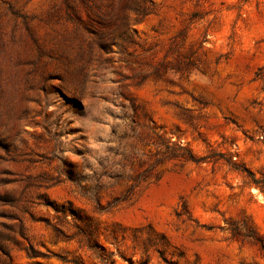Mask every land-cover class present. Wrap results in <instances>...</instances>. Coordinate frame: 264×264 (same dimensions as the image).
Instances as JSON below:
<instances>
[{
    "label": "rangeland",
    "instance_id": "rangeland-1",
    "mask_svg": "<svg viewBox=\"0 0 264 264\" xmlns=\"http://www.w3.org/2000/svg\"><path fill=\"white\" fill-rule=\"evenodd\" d=\"M263 248L264 0H0V264Z\"/></svg>",
    "mask_w": 264,
    "mask_h": 264
},
{
    "label": "trees",
    "instance_id": "trees-1",
    "mask_svg": "<svg viewBox=\"0 0 264 264\" xmlns=\"http://www.w3.org/2000/svg\"><path fill=\"white\" fill-rule=\"evenodd\" d=\"M171 144H173V143H171ZM178 148H179V150H182V151L184 150V149H183V148H181V147H178ZM191 159H192V158H191ZM192 160H193V159H192ZM193 161H194V160H193ZM263 249H264V248H263Z\"/></svg>",
    "mask_w": 264,
    "mask_h": 264
}]
</instances>
